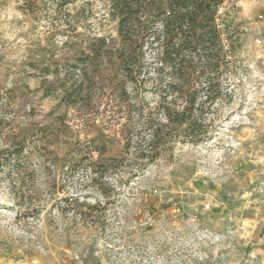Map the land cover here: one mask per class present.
<instances>
[{
  "label": "rangeland",
  "instance_id": "1",
  "mask_svg": "<svg viewBox=\"0 0 264 264\" xmlns=\"http://www.w3.org/2000/svg\"><path fill=\"white\" fill-rule=\"evenodd\" d=\"M92 1L95 31L115 36L104 3ZM230 2L242 31L233 96L208 113L205 140L179 138L143 164L104 105L79 111L44 95L27 58L47 44L46 12L34 18L0 0V151L28 138L20 157L0 160V264H264V0ZM109 157L119 168L89 169Z\"/></svg>",
  "mask_w": 264,
  "mask_h": 264
},
{
  "label": "trees",
  "instance_id": "2",
  "mask_svg": "<svg viewBox=\"0 0 264 264\" xmlns=\"http://www.w3.org/2000/svg\"><path fill=\"white\" fill-rule=\"evenodd\" d=\"M18 1L32 17L45 11L49 20L47 44L38 43L27 58L32 75L47 83L44 95L79 111L104 105L124 120L125 151L133 142L142 147L137 156L143 164L155 162L179 138L191 144L205 140L208 113L233 96L232 80L242 68V31L231 0H99L101 20L116 23L115 36L95 31L92 0H79L73 13L68 9L77 0ZM148 95L156 97L154 104ZM25 133L0 151L4 164L23 154ZM99 146L94 148L101 156L106 145ZM116 161L109 157L89 169L103 177L119 168Z\"/></svg>",
  "mask_w": 264,
  "mask_h": 264
}]
</instances>
